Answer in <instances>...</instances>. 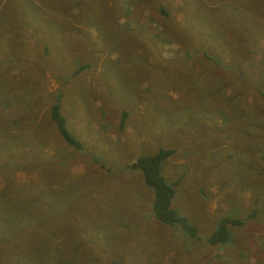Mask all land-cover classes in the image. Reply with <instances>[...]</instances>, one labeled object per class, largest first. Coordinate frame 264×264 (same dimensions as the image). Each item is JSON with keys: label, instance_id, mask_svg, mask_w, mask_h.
<instances>
[{"label": "rangeland", "instance_id": "374dc122", "mask_svg": "<svg viewBox=\"0 0 264 264\" xmlns=\"http://www.w3.org/2000/svg\"><path fill=\"white\" fill-rule=\"evenodd\" d=\"M101 1L84 0L76 49L60 41L61 76L39 74L40 39L0 76V128L15 133L0 132V190L41 192L60 219L61 245L48 243L58 264H264V0ZM58 93L79 149L52 130ZM160 148L172 149L163 174L184 188L171 208L198 238L250 213L227 226L228 244L191 245L154 217L127 165Z\"/></svg>", "mask_w": 264, "mask_h": 264}, {"label": "trees", "instance_id": "16d2710c", "mask_svg": "<svg viewBox=\"0 0 264 264\" xmlns=\"http://www.w3.org/2000/svg\"><path fill=\"white\" fill-rule=\"evenodd\" d=\"M125 30L127 31V28ZM184 65L183 63L182 66L185 67ZM84 66L82 65L80 69ZM61 95L62 93H58L54 97L55 100L48 105V119L52 130L58 137L68 146L79 149V141L66 127L59 101ZM6 109L7 107L4 111H7ZM0 132L10 140L15 138V133H9L4 127L0 128ZM171 153L170 148H160L151 155L137 156L127 165L128 168L139 169L141 179L151 188V210L154 217L166 226L177 225L183 239L191 245L192 238L195 242H201V246L218 247L227 244L229 237L227 226L241 224L243 220L240 218L219 216L211 231L201 240L196 236V228L188 224L184 216L178 215L171 208L170 201L178 180H167L161 173L163 161ZM9 165L11 168L15 166L13 163ZM5 174L7 175L6 182L10 183L11 174ZM40 194L41 192L36 191L35 193L28 187H23L18 193L12 186L0 190V264H58L54 247L49 251L48 243L52 246L61 245L60 219L55 212L45 209ZM186 248L189 247L185 246ZM191 248L194 247L191 246L189 249ZM104 260L108 261L107 258ZM120 261L124 264L121 258ZM79 264H95V258L84 257Z\"/></svg>", "mask_w": 264, "mask_h": 264}, {"label": "crops", "instance_id": "0c3cea01", "mask_svg": "<svg viewBox=\"0 0 264 264\" xmlns=\"http://www.w3.org/2000/svg\"><path fill=\"white\" fill-rule=\"evenodd\" d=\"M4 1L0 0V76L7 74L11 77L12 74H16L19 71L17 69L18 64L28 60L26 54L30 52V43L34 45V41L39 39L43 44L42 51L40 50V54L35 58L38 61L35 65L38 67L39 74L42 72L44 76L47 73L61 76V69L58 65L64 59L59 56L61 55L60 41L71 46L76 44L79 36L81 37L82 20H85L87 14H89L86 9L82 8L84 0H43L44 4L37 1L39 5H34L31 0ZM93 1L103 3L101 0ZM89 11H91L90 13L96 12L97 17L98 15L101 16L99 11ZM45 40H47L46 44H44ZM80 43L81 40L75 45V49ZM35 54L36 52L32 56L34 57ZM6 65H9L7 70L3 69ZM9 72L12 74H9ZM26 72V75L32 74L28 70ZM56 79H58L57 82L65 80L59 77ZM18 81L25 82L24 78H20ZM164 161L161 166L162 175L167 180L177 179L176 176L169 177L163 174ZM190 174L187 173V178ZM206 174L209 177V173ZM181 182L180 179L174 188L173 198L170 201L171 207L177 206L175 204L176 200L179 202L184 200V188ZM191 201L193 202V196ZM263 210L264 207L260 208L256 217L262 215ZM250 217V213L240 217L243 220L242 224L251 221ZM262 238L264 240V237ZM229 241L230 236L227 244ZM235 246H237V243H235ZM228 248L232 249L230 246Z\"/></svg>", "mask_w": 264, "mask_h": 264}]
</instances>
